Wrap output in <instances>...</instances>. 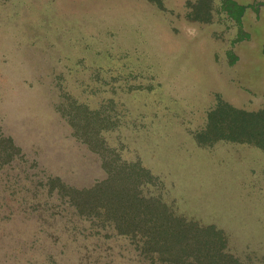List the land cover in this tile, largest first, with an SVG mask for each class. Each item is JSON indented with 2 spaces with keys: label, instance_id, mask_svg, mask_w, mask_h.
<instances>
[{
  "label": "rangeland",
  "instance_id": "374dc122",
  "mask_svg": "<svg viewBox=\"0 0 264 264\" xmlns=\"http://www.w3.org/2000/svg\"><path fill=\"white\" fill-rule=\"evenodd\" d=\"M221 103L264 110V0H0V264H264V151Z\"/></svg>",
  "mask_w": 264,
  "mask_h": 264
},
{
  "label": "trees",
  "instance_id": "16d2710c",
  "mask_svg": "<svg viewBox=\"0 0 264 264\" xmlns=\"http://www.w3.org/2000/svg\"><path fill=\"white\" fill-rule=\"evenodd\" d=\"M207 131L209 133H228L229 137L219 136V138L230 139L234 142L252 143L264 151V110L250 113L221 103L209 113ZM111 187L106 183L97 185L92 189L91 197L93 198L86 197V199L99 203L104 209L114 210L118 213L130 212V208L138 213H144L151 209L150 204L139 198L138 195L125 196ZM137 216L120 217L121 224L132 227L137 222L139 225L144 223L147 226L153 221L146 216L139 215L143 219H138Z\"/></svg>",
  "mask_w": 264,
  "mask_h": 264
}]
</instances>
